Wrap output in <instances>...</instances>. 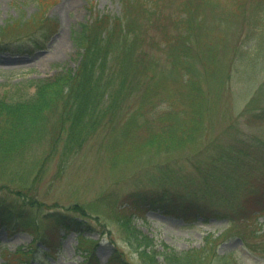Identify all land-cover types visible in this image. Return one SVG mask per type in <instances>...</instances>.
I'll use <instances>...</instances> for the list:
<instances>
[{"label": "trees", "instance_id": "16d2710c", "mask_svg": "<svg viewBox=\"0 0 264 264\" xmlns=\"http://www.w3.org/2000/svg\"><path fill=\"white\" fill-rule=\"evenodd\" d=\"M119 4V13H93L73 30L78 53L73 72L62 68L23 86L13 83L16 86L0 94V176L19 171L22 178L11 179L15 186L0 184V225L5 229L34 227L40 215L42 220L70 216L69 225L79 227L76 214L98 213L102 205L123 215V225L135 231L130 216L142 215L148 207L184 220L206 211L209 216H226L230 225L253 216L250 210L246 217L240 215L244 206L235 212L236 218L215 214V204L252 193L262 168L259 164L264 165V135L244 132L239 126L246 122L257 129L264 127L260 124L264 78L239 109L230 84L232 70L239 75V83H246L255 65L251 51L255 59L264 54V0H251L246 19L236 10L237 0H228L227 5L220 0H119ZM215 7L218 11L213 15ZM54 29L55 22L43 6L0 25V39L11 38L19 49L24 35L38 31L43 37ZM253 80L249 78L248 83ZM33 86L34 92H29ZM51 115H58L55 123L65 131L62 140L47 126ZM103 122L117 130L102 141L105 159L109 164L133 165L137 170L131 175L133 184H121L115 196L106 190L69 207L40 199L32 185L47 172L57 143L67 155L56 160L59 169L51 179L60 176L69 155L87 139L84 129L93 130ZM222 122L227 123L225 131L214 135ZM31 154L39 157L27 160ZM135 231L129 235L136 240L135 251L144 264H205L207 249L215 250V244L208 243L219 237L205 235L208 245L198 249L163 250V262H159L154 260L157 252L151 238L142 234L136 239ZM81 247L88 252L82 264H94L93 241L83 239ZM29 254L30 250L19 249L13 254L17 257L6 254L5 258L28 261ZM109 261L134 264L118 249Z\"/></svg>", "mask_w": 264, "mask_h": 264}, {"label": "rangeland", "instance_id": "374dc122", "mask_svg": "<svg viewBox=\"0 0 264 264\" xmlns=\"http://www.w3.org/2000/svg\"><path fill=\"white\" fill-rule=\"evenodd\" d=\"M41 1L46 4H42L40 7ZM227 1L220 0L223 4H226ZM250 4L251 0H237L236 10L244 19L248 16ZM43 6L56 23L55 29L43 37L38 36V31L34 34L30 32L27 36L24 35L19 49H15L11 47V43H7L9 49L5 46L6 42L3 43V50L0 51V94L10 91L16 86L13 83H21L23 86L32 79L50 77L62 68L64 71L70 69L73 72L78 62L77 48L72 40L73 30L78 29L81 22L89 19L91 11L92 13L110 14L119 12L118 0H0V25L5 24L10 18L29 16L37 8L42 9ZM215 8L212 10L213 15L218 11ZM225 35L227 38L229 37L228 33ZM230 48L227 47L228 53H230ZM246 53L247 51L244 54ZM157 55L158 51L155 56L157 57ZM258 55L259 57L255 59L256 54L251 51L252 61H255V65H253V70H249L252 73L248 75L246 83H239L237 81L239 75L235 70H232L234 80L232 79L228 84H231V91L237 93L233 100L237 109L242 107L244 101L252 94V89L264 78V54L259 53ZM229 67L232 69L231 65ZM249 78L255 80L248 83ZM33 89H35L34 86L29 87L28 90L34 92ZM51 116L47 126L60 136L58 139L62 140L61 135L65 131L59 129L58 124L55 123V118L58 115ZM246 124L243 122L239 125L244 132L257 131L264 135V127L261 125V127L257 126L260 127L257 129L255 125ZM260 124L264 126V121ZM110 125L103 122L93 130L85 128L83 134L87 135V139L75 153L68 154L69 159L61 166L63 172L60 176L57 179H51L50 177L59 169L56 160L60 157L63 158L62 155H67L63 152L60 141L57 143V148L53 149V152L51 151L54 159L48 161L50 164L47 166V172L38 177H42L41 181L33 182L32 185L38 188L40 199L48 204L56 202L59 206L69 207L74 203H86L105 193L106 190L115 196L116 189H119L121 184L126 183L129 186L133 184L131 175L134 170L137 171L133 165L129 164L130 166L124 167L121 163L109 164L105 159L106 149L102 141L105 140L107 133L110 135L117 133V130L110 128ZM226 125V122H222L220 127H216L213 134L222 135L219 132L225 131ZM36 156L39 157L31 154L27 160ZM257 158L260 157L257 156ZM259 168L261 170L256 182L258 188L255 193L245 198L234 196L231 200L216 203L215 214L226 213L232 218H236L235 212L244 206L245 211L241 210L240 215L246 217L249 210L256 206L259 208L264 206V165L259 164ZM19 173V171L15 172L8 177L0 176V184L15 186L11 183V179H22L19 177ZM142 181L146 182V176H143ZM202 215L207 216L206 222L201 220L204 216H195L187 221L181 215L164 214L157 209H146L144 218L136 217L133 214L130 216V225L136 231L126 223L123 225V215L104 205L99 207L98 213L88 210V213L85 212V215H79V217L87 222L85 231L81 234L92 240L93 244L94 241L96 242L95 256L99 264H112L107 259L114 251V244L118 246V250L127 261L144 264L135 251L136 240L129 235L132 234V231L136 232V239L142 234L151 238V244L157 252V255H154V260L157 259L159 262H163L161 251L169 248L182 252L215 244L214 251L207 249L208 256H205L203 260L205 261L207 258L205 264H264V235H261L264 231V211L260 212L257 217L236 220L233 225L227 223L226 216L214 214L209 216L206 211ZM40 217L42 216L40 215ZM50 222L44 220L36 226L35 230L28 227L25 230L11 233L5 231L3 227L0 228V264H27L26 261L20 259L9 262V259L5 258L6 254H16L19 249L33 250L34 255L30 264H79L83 258L82 255L87 254V251L83 252L82 247L78 248L76 233L69 231L64 234L60 227H54ZM209 232L213 237L224 233L217 241L206 244L204 235ZM52 237L60 241V244L54 245L48 251L49 248L44 241H49ZM246 243L254 246L256 252L249 250ZM13 256L17 257V255ZM80 263L82 264V262ZM156 263L159 264L157 261Z\"/></svg>", "mask_w": 264, "mask_h": 264}]
</instances>
